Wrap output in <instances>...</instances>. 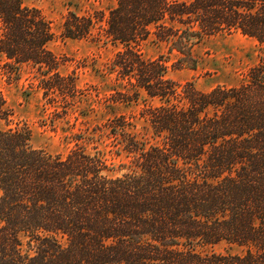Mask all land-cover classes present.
Segmentation results:
<instances>
[{
    "label": "trees",
    "instance_id": "trees-1",
    "mask_svg": "<svg viewBox=\"0 0 264 264\" xmlns=\"http://www.w3.org/2000/svg\"><path fill=\"white\" fill-rule=\"evenodd\" d=\"M232 32L262 56L230 86L176 82L166 55L142 52L164 43L179 54L173 68L194 67L197 43ZM61 35L119 46L108 65L124 90L112 100L155 103L142 109L143 135L113 116L61 154L9 126L0 90V264H264V0H115L69 10ZM53 37L38 8L0 0V74L35 68L43 98L72 105L76 76L59 72ZM221 241L240 252L195 249Z\"/></svg>",
    "mask_w": 264,
    "mask_h": 264
},
{
    "label": "rangeland",
    "instance_id": "rangeland-1",
    "mask_svg": "<svg viewBox=\"0 0 264 264\" xmlns=\"http://www.w3.org/2000/svg\"><path fill=\"white\" fill-rule=\"evenodd\" d=\"M114 1L23 0L24 4L38 8L50 22L54 37L48 47L59 58V72L76 76L78 90L72 105L61 99H58L59 103L51 104L43 98L42 90L38 87L39 74L35 68L23 67L11 81L0 74V90L13 112L9 126H27L33 147L64 154L74 145L73 133L101 126L107 119L118 115L131 120L140 135L146 132L141 112L146 104L155 101L147 99L143 93L130 101H114L111 98L116 91L124 90L108 65L119 46L103 39H70L61 35L62 20L69 10L80 14L93 10L106 11ZM142 52L148 58L166 55L171 79L179 83L192 81L203 91L217 85L236 84L262 56L257 42L238 32L216 34L197 43L192 50L197 60L194 67L173 68L172 64L179 54L174 50L168 52L164 43L149 41L142 46ZM5 127L6 124L0 121V128ZM101 147L107 149L103 144ZM114 162L117 164L118 159H114ZM22 249H28L25 241ZM195 249L201 252H240L239 247L225 241L196 246Z\"/></svg>",
    "mask_w": 264,
    "mask_h": 264
}]
</instances>
